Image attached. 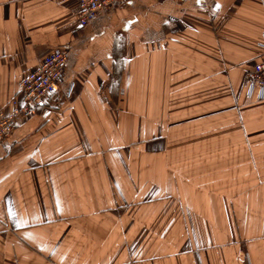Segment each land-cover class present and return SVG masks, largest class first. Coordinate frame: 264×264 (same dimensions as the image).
<instances>
[{"label": "crops", "instance_id": "1", "mask_svg": "<svg viewBox=\"0 0 264 264\" xmlns=\"http://www.w3.org/2000/svg\"><path fill=\"white\" fill-rule=\"evenodd\" d=\"M0 0V108L54 48L56 94L0 144V264H264V0ZM19 98V97H18Z\"/></svg>", "mask_w": 264, "mask_h": 264}, {"label": "built area", "instance_id": "2", "mask_svg": "<svg viewBox=\"0 0 264 264\" xmlns=\"http://www.w3.org/2000/svg\"><path fill=\"white\" fill-rule=\"evenodd\" d=\"M133 0H79L78 20L87 26L104 10L126 6ZM69 62L66 50L54 48L37 70L28 74L19 84V94L12 100L13 109L6 113L0 108V144L7 141L20 119L36 116L56 94ZM247 72L249 95L258 93L264 99V61Z\"/></svg>", "mask_w": 264, "mask_h": 264}]
</instances>
